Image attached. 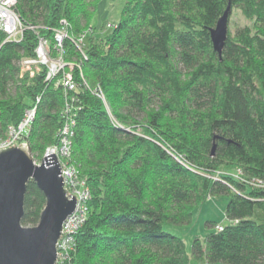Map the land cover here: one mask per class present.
I'll list each match as a JSON object with an SVG mask.
<instances>
[{
    "label": "trees",
    "instance_id": "trees-1",
    "mask_svg": "<svg viewBox=\"0 0 264 264\" xmlns=\"http://www.w3.org/2000/svg\"><path fill=\"white\" fill-rule=\"evenodd\" d=\"M101 1L16 0L21 37L2 43L0 34V137L35 104L27 143L39 161L73 120L69 162L89 198L72 263L188 264L165 228L190 224L207 197L225 195L228 223L194 237L192 257L264 264V0H124L96 38ZM228 3V23L236 11L246 22L228 28L219 56L209 30ZM59 29L67 92L60 72L46 80L44 65L32 76L18 66L38 37L54 51ZM44 204L28 182L21 224L36 225Z\"/></svg>",
    "mask_w": 264,
    "mask_h": 264
},
{
    "label": "water",
    "instance_id": "water-1",
    "mask_svg": "<svg viewBox=\"0 0 264 264\" xmlns=\"http://www.w3.org/2000/svg\"><path fill=\"white\" fill-rule=\"evenodd\" d=\"M229 11L228 3L209 30L212 49L219 56L227 38ZM60 173L54 153L37 165L26 144L0 149V264H55L62 222L76 202L75 195L67 197ZM30 181L42 192L45 204L37 224L23 226V202Z\"/></svg>",
    "mask_w": 264,
    "mask_h": 264
},
{
    "label": "built area",
    "instance_id": "built-area-1",
    "mask_svg": "<svg viewBox=\"0 0 264 264\" xmlns=\"http://www.w3.org/2000/svg\"><path fill=\"white\" fill-rule=\"evenodd\" d=\"M16 0H0V34L4 36L2 41H16L19 40L23 31L18 12L15 9ZM107 27H111V23L107 24ZM63 33L55 35V41L59 46L60 55L62 50L59 42ZM48 41L44 38H39L38 44L34 50L35 55L33 57H23L18 62L20 72H26L29 76L34 73L32 68L37 70L39 66H47L45 79H52L58 71L63 68L61 58L59 60H53L47 53ZM61 83L64 91L70 90L74 87L70 72H61V77L56 81V84ZM69 111L66 107V111ZM36 106L33 104L30 107L25 108L19 121L15 124H10L6 127L4 134L0 137V149H5L11 146L26 144L27 137L31 128V123L34 119ZM72 124L71 118L64 121L60 128L58 140L55 144L48 146L42 156V158L51 153L55 154V157L60 164L61 177L66 189V195L71 198V194L75 195L76 202L74 210L64 219L62 222L61 233L56 242V261L55 264H73L72 254L75 252V234L84 224L87 215L86 202L89 198V191L84 182L81 179L77 169L69 162L70 154V137L72 136ZM42 158L37 162L33 160L35 164H40ZM254 185H258L255 181H252ZM70 194V195H69ZM216 230H221L222 225L216 224Z\"/></svg>",
    "mask_w": 264,
    "mask_h": 264
},
{
    "label": "rangeland",
    "instance_id": "rangeland-1",
    "mask_svg": "<svg viewBox=\"0 0 264 264\" xmlns=\"http://www.w3.org/2000/svg\"><path fill=\"white\" fill-rule=\"evenodd\" d=\"M123 2L124 0H103L99 3L97 9L94 12L93 18L90 22L93 35L96 38L102 36V34H105L108 31V29H110L107 27V24L115 23L119 19L120 12L123 6ZM244 22L246 21L242 18L240 13L236 11L235 13H233V15L229 19L228 28L232 31L233 29L236 28L237 25H240V24L242 25ZM58 33L65 34L64 30H61V29H59L56 34ZM88 35H89V32L84 33L80 41H78L79 45H84L86 43V38L88 37ZM39 38L41 37H38V40ZM38 40H37V44H38ZM59 44L62 50V39L59 42ZM46 47H47V53L49 57L53 60H59V58H61V62L64 65L63 68L60 71H58L56 74H58L59 72L60 73L69 72L65 68L66 63L62 59V53L61 55L59 53L60 50H58L59 46L57 45V43L56 45H53V47H55L54 51L50 45H47ZM41 66H39L37 70L35 69V67H33L32 71L33 72L39 71ZM45 67L47 69V66ZM60 77L58 79H60ZM219 170L222 172H228L233 175L236 174L235 168L231 166H227V165H222ZM81 179L83 178L81 177ZM227 199L228 198L225 195L207 197L206 201H204L203 203L198 205L196 208H194L193 215H192V221L190 224L181 225V226H167L165 228L168 232L175 234L176 236L181 238L182 241L184 242L185 251L189 258L188 264H204V263L197 261L191 255L192 239L197 236L202 238L207 232L216 230L215 227H208L205 224L206 221H214L217 224H221V225H225L228 223L227 219L224 216V207L227 202Z\"/></svg>",
    "mask_w": 264,
    "mask_h": 264
}]
</instances>
